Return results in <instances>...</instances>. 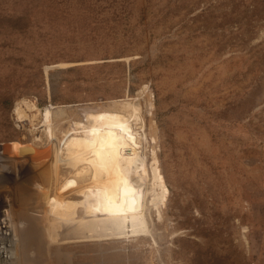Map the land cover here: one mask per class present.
<instances>
[{
    "label": "rangeland",
    "instance_id": "rangeland-1",
    "mask_svg": "<svg viewBox=\"0 0 264 264\" xmlns=\"http://www.w3.org/2000/svg\"><path fill=\"white\" fill-rule=\"evenodd\" d=\"M108 110L139 115L165 205L152 184L146 214L84 179L60 190L44 122L65 148ZM3 213L18 264H264V0H0Z\"/></svg>",
    "mask_w": 264,
    "mask_h": 264
},
{
    "label": "bare ground",
    "instance_id": "bare-ground-1",
    "mask_svg": "<svg viewBox=\"0 0 264 264\" xmlns=\"http://www.w3.org/2000/svg\"><path fill=\"white\" fill-rule=\"evenodd\" d=\"M31 107L36 108L35 105H31ZM17 110L20 117H22L21 107H18ZM106 115L109 122L98 125L80 122L70 130H65V148L57 140L53 123L51 121L44 122L43 125L49 126L51 131L50 136L54 144L53 151L56 157L55 170L57 175L59 173V163L64 158L67 167L71 170L70 174H72V179H67L65 184L61 185L60 190L67 192L72 187L78 186L77 181L79 179H84L86 182H82L83 184L80 185L88 186L90 184L91 192L100 190L104 195L110 193L122 195L130 207L139 208L140 211L137 212L139 214H146L147 203L155 195L159 204L165 205L167 189L156 176V172L159 170L158 161L156 163L151 162V168L149 169L145 166V159L138 151L141 142L135 135L139 131L133 128L131 120L139 119V115L133 111L121 110H108ZM151 184L152 197L145 192V188L149 189ZM45 196H48V192L45 193ZM55 207L61 210L63 208L62 201H56ZM10 219V236H0V246L3 247L6 243L7 248H10L11 253L17 259L20 238L12 217ZM45 219L46 240L48 242L56 241L61 233L58 225L61 222L51 219L48 211Z\"/></svg>",
    "mask_w": 264,
    "mask_h": 264
},
{
    "label": "built area",
    "instance_id": "built-area-1",
    "mask_svg": "<svg viewBox=\"0 0 264 264\" xmlns=\"http://www.w3.org/2000/svg\"><path fill=\"white\" fill-rule=\"evenodd\" d=\"M10 215L3 213L0 216V236H10L9 224H10ZM5 243L3 247L0 246V264H18L16 258L11 253L10 248H7Z\"/></svg>",
    "mask_w": 264,
    "mask_h": 264
}]
</instances>
